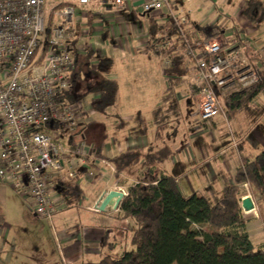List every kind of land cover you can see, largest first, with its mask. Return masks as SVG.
Instances as JSON below:
<instances>
[{"label": "built area", "instance_id": "2783aa9c", "mask_svg": "<svg viewBox=\"0 0 264 264\" xmlns=\"http://www.w3.org/2000/svg\"><path fill=\"white\" fill-rule=\"evenodd\" d=\"M108 1L119 9L128 4L162 25L175 26L203 123L226 118L221 101L259 82L245 48L232 40L230 30L217 29L210 39L192 32L188 40L185 31L206 0ZM139 1L142 4L135 7ZM90 2L59 0L51 13L61 22L52 23L47 34L45 0H0V185L29 199L34 218L51 221L68 210L67 185L83 177L94 179L95 164H106L85 141L83 121L93 112L95 96L86 97L87 106L66 96L76 90L72 74L77 62L66 46L77 17L74 4ZM97 205L90 209L99 212Z\"/></svg>", "mask_w": 264, "mask_h": 264}, {"label": "trees", "instance_id": "16d2710c", "mask_svg": "<svg viewBox=\"0 0 264 264\" xmlns=\"http://www.w3.org/2000/svg\"><path fill=\"white\" fill-rule=\"evenodd\" d=\"M138 15L148 24L149 42L143 52L169 61V66L164 69V97L158 109L153 111L155 137L163 140L162 133L169 121L167 115L170 109L167 105L175 102V87L183 84L188 77L180 53L184 44L174 25L158 24L155 17L146 14L134 13L133 17L137 18ZM243 16L255 20L257 24L264 22L261 1L248 0L243 8ZM51 25L50 17L47 34ZM217 29L212 24L196 25L193 30H186L185 34L189 41L192 40V32L210 39ZM90 59V55H87L78 62L72 81L75 88L79 85V89L66 96L70 102L95 96L91 103L92 110L105 113L115 105L119 86L116 80L106 78L112 68L110 60H100L92 67ZM252 66L257 70L259 82L221 101V108L228 118L231 113L248 108L258 95L264 96V63L261 66L253 63ZM81 88H85V91ZM192 89L191 94L195 97L197 89L193 85ZM173 106L176 107L175 103ZM145 132L144 128L143 134ZM134 134L137 136L138 132ZM94 151L97 157H102L101 148H94ZM170 155L165 147L158 150L149 147L128 150L107 159L114 167V179L120 184H123L122 176L135 181L127 188L118 207L120 218L134 223L130 240L133 250L119 255L102 254L97 264H264V247L257 250L253 247L247 232L249 219L240 206L246 186L258 222L264 224V151L254 157L238 151L233 182L223 178L222 196L214 203L196 194L184 196L176 177L162 173L160 167ZM67 190L70 204L81 197L78 186L67 185ZM193 226H203L204 229L195 231ZM107 240L108 237L104 236L103 245Z\"/></svg>", "mask_w": 264, "mask_h": 264}, {"label": "rangeland", "instance_id": "374dc122", "mask_svg": "<svg viewBox=\"0 0 264 264\" xmlns=\"http://www.w3.org/2000/svg\"><path fill=\"white\" fill-rule=\"evenodd\" d=\"M58 2L59 0H45V11L48 12ZM134 13L141 14L140 9H129L128 4L123 8L125 26L136 36L142 34L145 28H139L138 20L133 19ZM98 56L95 54V57ZM168 66L167 58L147 55H137L132 60L116 62L108 75L115 76L119 82L116 104L105 114L94 111L88 114L83 121L86 126L85 141L88 143L90 135L98 137L106 133L109 141L114 139V145L118 147L110 154L144 145L146 139H130L124 143L123 140L131 135L127 130L123 135V121L119 120L117 113L123 115L124 105L127 110L135 114L140 111L147 117L149 110L156 107L164 95L162 93L166 83L161 72ZM184 80L183 84L175 87V102L171 101L167 105L170 109L167 115L169 121L166 132L162 133L165 143L172 146L173 159L178 163L176 166L171 163L163 165L162 173L176 177L184 196L196 194L214 203L222 196L223 178L233 182L238 151L250 157L264 151V96L258 95L248 108L231 113L229 118L227 115L226 118L219 116L205 124L198 115L197 97L191 94V79L186 77ZM77 86L78 90L79 85ZM81 90L85 91V88ZM88 98L82 99L83 106L89 104ZM174 103L176 107L173 106ZM149 138L150 135L147 136ZM163 144L157 142L154 145L160 148ZM0 187H3L2 190L0 188V208L1 204L5 205L3 211L5 210L6 216L5 222L0 217V243L5 246L4 251L0 252V264H63L67 260L63 256L69 244H64L62 232L69 226L68 219L77 209L69 208L58 213L51 221L34 218L30 212L29 199L9 186ZM245 191L246 194L241 199L250 197L248 191ZM243 213L249 219L247 232L253 247L256 250L264 247V224L257 222L255 208L248 216L244 211ZM192 229L201 231L204 227L193 226ZM130 240L131 233H124L120 245L123 252L133 250Z\"/></svg>", "mask_w": 264, "mask_h": 264}, {"label": "crops", "instance_id": "0c3cea01", "mask_svg": "<svg viewBox=\"0 0 264 264\" xmlns=\"http://www.w3.org/2000/svg\"><path fill=\"white\" fill-rule=\"evenodd\" d=\"M247 1L206 0L201 3L199 9L194 11V15L197 18L192 16L193 21L188 30H193V27L196 25L203 26L206 24L215 25L220 31L230 30L232 32V40L238 41L245 48V55L249 62L252 65L254 63L261 66V63H264V22L257 24L255 20H249L243 16V8ZM260 1L264 6V0ZM58 4L59 2L50 7L48 12L45 11L47 22L51 17L52 23L60 24L61 21L51 13V10ZM74 6L77 11V17L67 33L68 41L66 46L70 54L76 59L77 65L85 56L90 55L92 67L97 65L100 60H110L112 62L111 73L118 61L132 60L137 55L154 57V55L143 52L149 42V34L147 20L140 17V15L135 19L133 17V19L138 20L139 28L142 27L145 30H143L142 34L133 36L131 31H128L125 26L126 21L123 19V7L119 9L108 0H91L86 6H79L77 4H74ZM144 42L147 43L144 44ZM95 54L99 55L98 58L95 57ZM155 58L157 57L155 56ZM254 60L257 61L254 62ZM161 75L164 78V70L161 72ZM106 78L117 79L115 76L108 75ZM116 81L119 86L118 80ZM165 89L166 87L162 95ZM94 98L96 99V97ZM160 105L161 102L152 110H149L147 117L140 111L135 114L127 110L124 105L123 115L120 112L117 115L119 120L123 121V135H125V130L130 131L131 136L127 140H123L124 143L130 139H143L144 141L146 139L145 144L138 148L146 149L152 147L154 150H158L165 147L170 151V158L160 167L162 170L163 165L171 163L176 166L178 161L173 159L172 146L167 142L165 143V140H157L155 137L156 121L153 118V111ZM144 128L145 134H143ZM164 131L166 132V130ZM135 132H138L137 136H135ZM148 135H150L149 139H147ZM113 140L110 142L109 136L105 133L98 137L90 135L87 143L94 148H101L102 157L100 159H104L106 164L97 162L95 164L96 175L94 179H85L83 177L76 184L82 194L76 202L71 204L70 209L75 208L77 211L68 219L69 226L65 227L64 232H62L64 244H69L63 258L67 259L65 261L69 264H97L102 254L119 255L123 252L120 248L123 234H132L134 230V223L130 220H122L118 209L106 208L104 212H95L90 209L94 205L99 204L100 198L105 193L119 191L120 189L126 193L127 188L135 183L133 179L126 176H122L123 184L114 179V167L107 159L120 153L114 152L115 154H110L113 153L112 151L118 149L114 145ZM157 142H163L164 144L159 148V146L154 145ZM164 172L166 173V171ZM128 182L131 183L129 184ZM4 208L5 205L1 204L0 217H2L1 220L3 222L6 221ZM252 212H246L247 216L252 214ZM104 236H107L108 240L103 245ZM4 248V244L0 243L1 253L4 251Z\"/></svg>", "mask_w": 264, "mask_h": 264}, {"label": "water", "instance_id": "95a60500", "mask_svg": "<svg viewBox=\"0 0 264 264\" xmlns=\"http://www.w3.org/2000/svg\"><path fill=\"white\" fill-rule=\"evenodd\" d=\"M140 4H142V1L135 3L134 6L138 7ZM124 197L125 195L120 191H110L105 193L100 198L99 204L97 205L98 211L104 212L106 208H112L113 210L118 209L119 204ZM240 206L245 213L254 210L253 201L250 197L241 199Z\"/></svg>", "mask_w": 264, "mask_h": 264}, {"label": "bare ground", "instance_id": "6f19581e", "mask_svg": "<svg viewBox=\"0 0 264 264\" xmlns=\"http://www.w3.org/2000/svg\"><path fill=\"white\" fill-rule=\"evenodd\" d=\"M245 199V198H244Z\"/></svg>", "mask_w": 264, "mask_h": 264}]
</instances>
